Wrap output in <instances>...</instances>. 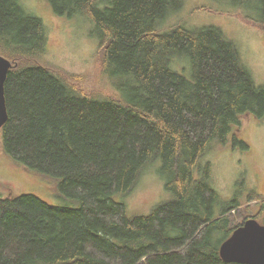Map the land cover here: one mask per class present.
Listing matches in <instances>:
<instances>
[{
    "label": "trees",
    "instance_id": "16d2710c",
    "mask_svg": "<svg viewBox=\"0 0 264 264\" xmlns=\"http://www.w3.org/2000/svg\"><path fill=\"white\" fill-rule=\"evenodd\" d=\"M47 1L58 15L93 23L121 97L93 98L40 63L24 64L44 52L46 28L20 0H0V54L14 63L2 147L16 164L57 180L63 202L0 194V264H242L218 251L245 220H264V198L251 190L262 209L237 220V191L216 216L212 161H203L218 144L249 150L242 116L264 117V86L236 45L214 25L161 30L184 0ZM226 1L249 7L244 19L264 29V0ZM186 56L190 78L175 65ZM157 160L169 197L129 216L117 197Z\"/></svg>",
    "mask_w": 264,
    "mask_h": 264
},
{
    "label": "rangeland",
    "instance_id": "374dc122",
    "mask_svg": "<svg viewBox=\"0 0 264 264\" xmlns=\"http://www.w3.org/2000/svg\"><path fill=\"white\" fill-rule=\"evenodd\" d=\"M20 5L27 14L43 21L48 37L44 52L38 58L24 61V64L40 63L56 71L75 90L93 98L121 97L117 89L118 78L105 71L104 48L99 39L91 35L94 29L92 22L79 14L58 15L47 0H20ZM240 8L226 0H184L178 12L161 21L160 29L166 30L177 23L189 27L217 26L236 45L241 61L255 83L264 86V29L244 19L249 7ZM255 15L257 10L254 8ZM187 58L176 60L179 70L173 68L190 78L191 64ZM241 120L238 132L250 145L249 150L244 151L232 143L226 146L218 144L203 160L212 161V184L220 196L216 216L237 191L241 192V207L233 212L237 220H242L243 215L261 211L263 202L260 200L264 198V117L258 119L246 114ZM2 137L0 132V194L6 197L31 193L50 204L62 205L57 195V180L32 173L16 164L4 152ZM160 166V160L149 165L133 190L125 198L117 197L126 205L129 216L147 215L153 206L169 197L159 174ZM251 190L260 195L259 201H249ZM259 222L264 223V220Z\"/></svg>",
    "mask_w": 264,
    "mask_h": 264
},
{
    "label": "water",
    "instance_id": "95a60500",
    "mask_svg": "<svg viewBox=\"0 0 264 264\" xmlns=\"http://www.w3.org/2000/svg\"><path fill=\"white\" fill-rule=\"evenodd\" d=\"M13 65V61L0 54V129L8 119L5 79ZM218 252L226 262L264 264V223L253 217L245 220L221 243Z\"/></svg>",
    "mask_w": 264,
    "mask_h": 264
}]
</instances>
